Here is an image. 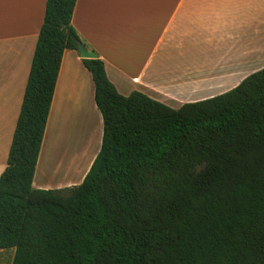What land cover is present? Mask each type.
<instances>
[{
	"label": "trees",
	"instance_id": "16d2710c",
	"mask_svg": "<svg viewBox=\"0 0 264 264\" xmlns=\"http://www.w3.org/2000/svg\"><path fill=\"white\" fill-rule=\"evenodd\" d=\"M76 0H46L0 174V250L11 264H264V67L174 109L120 94L82 58L102 115L82 181L32 185Z\"/></svg>",
	"mask_w": 264,
	"mask_h": 264
},
{
	"label": "crops",
	"instance_id": "0c3cea01",
	"mask_svg": "<svg viewBox=\"0 0 264 264\" xmlns=\"http://www.w3.org/2000/svg\"><path fill=\"white\" fill-rule=\"evenodd\" d=\"M45 2L0 0V128L7 110H13L8 121H14L6 146H0V174ZM71 24L84 47L104 62L120 94L139 91L174 109L224 93L264 67V0H76ZM51 132L56 156L47 176L42 159ZM102 132L92 74L77 50L65 49L33 187L79 184L100 149ZM5 252L11 264L13 248L0 250V264H7Z\"/></svg>",
	"mask_w": 264,
	"mask_h": 264
},
{
	"label": "rangeland",
	"instance_id": "374dc122",
	"mask_svg": "<svg viewBox=\"0 0 264 264\" xmlns=\"http://www.w3.org/2000/svg\"><path fill=\"white\" fill-rule=\"evenodd\" d=\"M6 114V119H5V126L0 128V146L2 145L3 148L6 146V143H7V140L9 139V131H10V128H11V125H13L12 123H14L13 120L8 121L9 119L12 118V115H13V110L11 111H6L5 112ZM13 121V122H12ZM11 123V124H10ZM13 129V128H12ZM3 132V133H2ZM55 134L53 132L50 133V136H49V139H48V142H47V145H46V148H45V151H44V154H43V164L47 167V171H48V175H50V171L53 167V160H54V157L56 156V150H55V145H56V135L54 136ZM11 138V137H10ZM9 147V144L8 146ZM8 149V148H7ZM54 179H58V176H56ZM3 262H7V264L10 263V252H5L3 255Z\"/></svg>",
	"mask_w": 264,
	"mask_h": 264
},
{
	"label": "water",
	"instance_id": "95a60500",
	"mask_svg": "<svg viewBox=\"0 0 264 264\" xmlns=\"http://www.w3.org/2000/svg\"><path fill=\"white\" fill-rule=\"evenodd\" d=\"M77 51L80 57L82 58L92 59V58H96L97 56L92 49L84 47V45L81 42H78L77 44Z\"/></svg>",
	"mask_w": 264,
	"mask_h": 264
}]
</instances>
